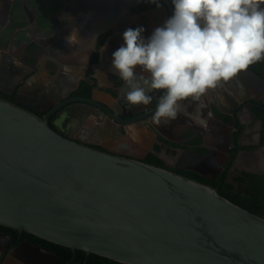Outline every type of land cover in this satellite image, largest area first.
<instances>
[{"label":"water","instance_id":"1","mask_svg":"<svg viewBox=\"0 0 264 264\" xmlns=\"http://www.w3.org/2000/svg\"><path fill=\"white\" fill-rule=\"evenodd\" d=\"M51 116L0 96V226L123 264H264V217L173 168L70 139Z\"/></svg>","mask_w":264,"mask_h":264},{"label":"flooded vegetation","instance_id":"2","mask_svg":"<svg viewBox=\"0 0 264 264\" xmlns=\"http://www.w3.org/2000/svg\"><path fill=\"white\" fill-rule=\"evenodd\" d=\"M24 1L0 0V42L7 29L12 26L17 29L12 32L13 40L9 41L8 48L4 45L0 48V92L14 96L13 102L42 116L52 115L50 124L55 127V121L59 122L61 134L70 139L122 156L146 160L154 156L176 172L186 170L200 174L193 170L198 168L207 176L200 175L211 181H216L227 170L230 180L242 173L264 175V94L246 108L253 121L251 128L241 124L239 111L243 108L238 110L239 115H234L231 128L212 115L208 121L209 132H213L218 141L213 145L205 144V153H200L188 141H182L195 136L194 129L198 127L194 122L185 121L173 136L170 129L162 133L155 130L157 124L152 117L163 95L160 90L150 93L153 100L149 105H130L121 94L125 82L113 73V53L124 44L123 33L128 28L142 27V36L148 40L157 27L165 24L169 19L164 11L168 8L165 0H156V3L115 0L114 5L113 0H62V9L56 17L46 10L29 11ZM122 3L126 6L123 10ZM23 7L27 14L16 17L15 11ZM115 12L119 16L117 21ZM95 19L103 22L105 29L95 28ZM22 34L28 36L29 41L18 46L16 37ZM69 34L76 35L74 44L68 43ZM136 71L147 75L140 69ZM247 72L261 89L264 59L251 64ZM85 83L93 86L91 95L84 94L88 88ZM81 98L100 105L76 102ZM122 120L130 122L122 125ZM249 130L258 134L253 135L250 145H244ZM188 144L190 147H185ZM26 234L0 226V264L91 263L88 259L80 261L82 257L78 260L79 256L74 253L65 255L52 251ZM32 242L51 254L38 251Z\"/></svg>","mask_w":264,"mask_h":264},{"label":"clouds","instance_id":"3","mask_svg":"<svg viewBox=\"0 0 264 264\" xmlns=\"http://www.w3.org/2000/svg\"><path fill=\"white\" fill-rule=\"evenodd\" d=\"M156 3V0H151ZM174 14L150 38L128 28L112 67L125 82L128 104L149 105L163 90L153 122L167 125L186 108L264 59V0H172ZM159 7V4H157ZM74 44L76 35L66 37ZM137 69L147 75L137 74ZM198 119V117H197ZM202 122V121H201Z\"/></svg>","mask_w":264,"mask_h":264},{"label":"crops","instance_id":"4","mask_svg":"<svg viewBox=\"0 0 264 264\" xmlns=\"http://www.w3.org/2000/svg\"><path fill=\"white\" fill-rule=\"evenodd\" d=\"M17 1L20 2L21 0H15V3ZM23 4L24 7H26L29 11L31 9L40 10V8H42L43 11L46 10L48 13H51L54 17H56L59 15V10L62 9L63 2L62 0H25ZM26 20L28 19L26 18ZM95 21V28H99L102 30L105 29V27L103 26V22L99 21V19H95ZM23 35L25 34L19 36ZM248 75L249 74L247 70L243 71L232 80L228 82H221V86H218L216 89H210L205 94V96L201 98L203 107L199 106L200 102H192L191 98H189L188 101L181 102L186 108V111H182L180 116L175 121H172L167 125H155V130L159 133H162L170 129V136H173V134H176L175 131L177 130V128L184 124L185 121H189L191 123L194 122V124L198 127V130L194 129V131H197L194 137H196L197 135L198 136L196 138L192 137L193 139L191 138V136H188L186 139H182V141H188V143L191 145L194 139H198L202 141L203 146H205V144L213 145L214 143H216V141H218V139L213 136V132H209L208 121L213 115H211L209 107L212 108L215 118L217 117L220 121L219 123L226 126L227 128H231V125H234V102L239 103V109H245L244 112H242L243 109L239 111V119L242 120L241 124L243 123V125H246V127L251 128V125H253V121L251 119V115H249V111H247L246 108L248 105L252 106V103L258 102L256 98H260V96L264 94V86L261 85L263 87L261 89H258L257 85L254 84V82L248 77ZM243 104H245L244 106L246 107H244ZM239 114L236 113V116ZM189 131L190 130H188V132ZM257 134L258 132L249 130L247 137L243 141L244 145H250L252 142L251 138L253 137V135ZM189 144L185 147H190ZM215 149L220 150V148L218 149L216 147Z\"/></svg>","mask_w":264,"mask_h":264},{"label":"trees","instance_id":"5","mask_svg":"<svg viewBox=\"0 0 264 264\" xmlns=\"http://www.w3.org/2000/svg\"><path fill=\"white\" fill-rule=\"evenodd\" d=\"M16 30L17 29L14 28V26L6 30L0 42V48L3 45L5 49L8 48L9 41L13 40L12 37L14 33L12 32H15ZM28 41H29L28 36L24 35L22 37H16L15 44L20 46V44L24 42H28ZM103 42H105L104 38L102 40V43ZM95 60L98 61V56H96ZM85 86H87L88 88L84 94L91 95L93 86L89 85L88 83H85ZM0 96L8 100L14 101V96L12 95L0 92ZM191 145L192 147L200 151V153L206 152V148L203 147V143L201 140H194ZM147 162L157 165V166H164L163 162L154 156L151 157V160H147ZM229 172L230 171L227 170L216 181H211L201 176L200 174L193 173V172L186 171V170H181L178 173L185 175L189 178L195 179L197 181H200L202 183L208 184L212 187L218 188L222 195L229 198L236 204H239L242 207L249 209L253 213H256L264 217V175L242 173V174L234 176L233 179L230 180ZM26 235L34 242L42 246H45L48 249H51L52 251H56L57 253L65 254V255L66 254H70V255L77 254L79 256L78 260L82 257L80 261H84L88 259L91 262L90 264H123V263H119L117 261L111 260L109 258H106V257H102V256L95 255V254H88L84 251H79V250L74 251L70 248H66V247L56 245L48 241L39 239L31 234H26Z\"/></svg>","mask_w":264,"mask_h":264},{"label":"rangeland","instance_id":"6","mask_svg":"<svg viewBox=\"0 0 264 264\" xmlns=\"http://www.w3.org/2000/svg\"><path fill=\"white\" fill-rule=\"evenodd\" d=\"M40 10H41V12H42V8H40ZM21 14H27V12H26V10L24 9V7H23V9L22 10H20V9H18V10H16L15 11V13H14V15L16 16V17H18L19 15H21ZM37 18H38V16H37Z\"/></svg>","mask_w":264,"mask_h":264},{"label":"bare ground","instance_id":"7","mask_svg":"<svg viewBox=\"0 0 264 264\" xmlns=\"http://www.w3.org/2000/svg\"><path fill=\"white\" fill-rule=\"evenodd\" d=\"M124 7H126V6L124 5V3H122V10H123Z\"/></svg>","mask_w":264,"mask_h":264}]
</instances>
